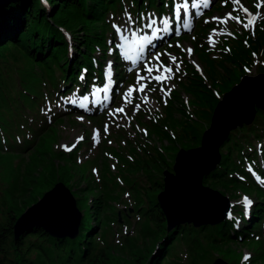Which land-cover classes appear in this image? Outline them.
<instances>
[{
	"label": "trees",
	"instance_id": "16d2710c",
	"mask_svg": "<svg viewBox=\"0 0 264 264\" xmlns=\"http://www.w3.org/2000/svg\"><path fill=\"white\" fill-rule=\"evenodd\" d=\"M45 1L49 9L42 0H13L0 4V161L13 176L11 179L4 174L8 188L0 196V264H116L118 258L123 256L128 257L130 264H209L215 255L237 263L240 258L237 249L245 244L254 251L251 263H263L264 244L255 241L249 231L258 226V220L263 215L264 197L261 190L252 184L243 164L250 157H255L254 151L250 155V149L260 145L264 151V112L257 114L252 125L242 126L230 133L228 141L223 145L220 164L203 178L205 185L222 189L232 197L239 196V189L246 193L253 191L258 202L249 223L242 225L239 230L231 221L225 220L218 225L198 228L191 224L176 225L167 231L166 220L156 203L155 195L162 188L161 171L170 167L177 149L193 147L199 143L204 127L196 121H188L174 137L166 133L159 136L160 148L157 145L130 143L127 152L131 159L121 156L125 168L149 176V185H140L133 180L129 183L133 191L131 194L136 198L134 207L142 216L137 231L142 243L139 244L136 238L129 236L124 237L122 245L115 244L114 247L108 243L107 235L103 234L106 233V227L112 230V224L117 222L115 203H119L120 194L105 182L102 188L94 184L92 178L71 157L67 158L58 152V155H54L60 160L63 158L62 163L51 158L46 137L50 138L52 127L46 122L38 125L36 116L39 101L33 93L38 89L26 86L24 70L15 71L23 76L16 74L14 82L8 75H4L3 67H9L12 72L13 68L7 64V55H10L13 62L21 57L19 61L33 62L38 70L51 71L48 82L53 87L52 92L59 90L62 80L75 82L81 65L91 67L93 45L104 44L108 11L117 10L122 0ZM124 1H131L135 8L142 9L149 0ZM62 28L70 31L73 40L74 52L69 67L67 41ZM201 55L202 60L208 63L211 81L217 84L214 80L219 78L225 88L241 73V64L251 58L250 49L245 48L224 57V60L236 65L237 68L232 71L227 62L217 66L206 55ZM185 90L202 106L200 116L209 118L208 107L211 109L215 102L212 90H208L199 78L190 81ZM24 109L32 110L31 115L28 116ZM173 112L169 109V120L172 124H178ZM6 125L9 129L4 130ZM13 129L16 132L34 129L40 133L37 139L27 138L22 147L12 138L15 134ZM41 134L46 137H40ZM8 138H11V145L15 147L12 152L3 150L4 145H9L6 141ZM32 147L27 158L22 160V165L14 171L5 157H14V151H26ZM25 162L27 164L23 167ZM58 181L72 190L77 208L82 214L78 236L72 240L68 237L57 238L50 236L41 227H31L15 239L13 226L23 211H15L19 204L14 202L25 200L34 188H38V199ZM88 198L91 200L87 203ZM98 235L102 236L103 245L98 241Z\"/></svg>",
	"mask_w": 264,
	"mask_h": 264
},
{
	"label": "rangeland",
	"instance_id": "374dc122",
	"mask_svg": "<svg viewBox=\"0 0 264 264\" xmlns=\"http://www.w3.org/2000/svg\"><path fill=\"white\" fill-rule=\"evenodd\" d=\"M258 5H259V11L261 13H264V2L263 0H257ZM174 2V1H173ZM1 5H4V3H0ZM49 6V4H47ZM234 10V6L231 7ZM212 9V8H211ZM210 9V10H211ZM229 9H223L219 11L218 13L213 12V16L217 19H219L221 22L225 24L226 27H229L227 22V13ZM204 13H201L198 17H195V19L202 18L204 16ZM155 18V17H154ZM246 22L251 18L249 15H245ZM110 19V16H109ZM148 22H145L142 24V26L145 27V25ZM254 21L252 24L246 28L250 29L252 28ZM134 24V20L132 16L128 13V11H125L124 14L119 15V18H113L112 19V26H118L122 30L119 32H123V37H130L131 38V27ZM244 24V25H245ZM200 27V24L198 25V28ZM135 31V30H134ZM189 34L192 33V31L188 32ZM218 33L217 30H211L209 34L205 37L208 40H214L216 39ZM174 36H171L167 39H165L159 46L155 48L154 53H152L149 57L150 59L146 61H141L140 64L132 66V69L128 72L129 76L130 74L134 71V75L132 76V79L128 80L126 79L125 83L120 86L119 88V94L117 97L116 102L114 101L112 103L113 106H111L108 110H105L106 113L102 115V112L99 110L98 112H93L91 110V107H87L86 110H79V112L72 113L74 116H77V119L83 123H76L75 121L69 120V110H65L66 105V100L70 101L72 100L71 98L75 95L78 94L79 89H76L75 91L71 92L67 98H59L62 102H64V106H60L62 109V112L65 114L62 117L63 120V128L60 129L58 123H56L53 127L50 134V138L47 137V146L51 150L53 146H59L60 141L62 145H68L70 142H72L69 146L68 149H74L76 141H81L79 142L78 145V152L77 155L79 157L80 153L82 150L87 148V145L91 142L86 140L85 138L88 137V134H91V136L94 139V143H100L101 138L104 140L106 139V136H110V133H116L119 131L121 128H124L129 134L134 135L135 133H142L144 134V128L140 126V124L135 123L134 116H137L138 110H141L142 113H144L148 117V113L153 112L154 109L160 111L162 109V105L160 103V100H154L155 96L158 95H166L168 92V86L173 84V79L174 75L177 72L176 65H179V69L181 68L182 62L181 58L177 55L174 54L173 52L167 53L162 57V55L159 56V59H155L156 54L159 53V48L162 47L164 44L168 43ZM124 42L126 39L123 40ZM178 40H175V42ZM110 47V43H108ZM128 44H130V41H128ZM182 45V50L184 52V55L188 58V60L193 63L199 64L200 65V71H202V65H201V60L200 57L197 58L196 54L194 53L192 42L189 40V38L186 37V39L181 40ZM80 46V45H78ZM76 47V46H75ZM115 49L109 48V54L112 53V51ZM18 54V53H16ZM154 55V56H153ZM175 58V59H173ZM22 58L20 57L17 62H13L11 59L10 55H7V60L9 66L12 69V72L8 68L3 67L4 69V74L8 75L14 82H16L15 75L19 74L23 76L21 73H15L16 70H24L25 76L24 79L26 80V86L29 89H39L43 90L44 93H41V97L39 98L40 101L43 100V97L49 94V82H48V77L51 75V71L42 69L38 70L37 66L33 62H28V61H19ZM107 60H111L110 57H107ZM121 61V59H120ZM147 62V66L152 68V73L149 74L146 70V67L143 68L144 65H141L142 63ZM122 63V62H121ZM142 66L138 68L139 66ZM171 68V72H169L167 69ZM141 77H145V79H141ZM156 77H160L159 80L155 79ZM129 78V77H128ZM45 79V80H43ZM148 82H151L153 84V88L148 87ZM155 95V96H154ZM139 105V107H137ZM58 107V106H57ZM50 106L48 102L44 103L43 110L44 112L51 113ZM117 109H123V111H117ZM86 116H92V117H100L99 118V123L94 119L92 120H86ZM144 117V118H147ZM203 127H205V124H202ZM9 129V127L6 125L4 127V130ZM85 139V140H84ZM113 140L108 139L107 143H112ZM11 150V149H10ZM12 152V151H11ZM55 153L53 151H50V156L54 160H60L58 157H55ZM26 157V155H23ZM7 163L11 164L12 168L14 171L19 168V165H22L21 161L19 160L18 162H15L17 160V157H10L6 156ZM111 158L115 159L118 161L117 157L111 156ZM81 159H84L86 163H91L92 160L90 158H86L84 156L81 157ZM63 161V158L61 159ZM59 161V162H61ZM215 161V160H214ZM213 161V162H214ZM27 162L23 165L25 167ZM15 168H14V166ZM17 167V168H16ZM22 167V168H23ZM76 169L75 167H73ZM82 169L87 170L88 167H83ZM4 174H6L9 178L13 179V176L11 175L10 170H8L7 166L2 164L0 162V196H3L5 193V190L8 188L7 181L4 179ZM30 190L27 189V192ZM2 192H4L2 194ZM38 188L31 189L28 195H31V197L26 196V199H19L14 202L19 204V207H17V210L19 209L24 212V210L27 208V206L31 205V203L37 201V196H38ZM34 196V197H33ZM40 197V196H39ZM38 197V198H39ZM126 199V195L123 197ZM34 200V201H33ZM48 200V199H47ZM48 203V202H47ZM88 203V202H87ZM28 206V207H29ZM22 212V213H23ZM21 213V214H22ZM20 214V215H21ZM131 214V213H130ZM19 215V216H20ZM114 226V231L117 229L116 225ZM108 230L112 231L110 228L105 229L106 235L108 237ZM135 230V229H134ZM117 234L114 233L112 238H108V242H110L112 245L113 243H117V241L120 240L122 242L121 235L124 234L123 230H118L117 229ZM136 233L132 231H128L127 235L128 236H134ZM136 240H138V243L140 244V236L139 234L134 236ZM100 244L103 245L104 243L99 240ZM243 258L245 259V256L249 258L251 256V253L249 250L243 245L241 246ZM121 255V254H119ZM247 260V259H245ZM116 264H130V260L128 257L123 256V258H118V261L115 262ZM261 264V263H260Z\"/></svg>",
	"mask_w": 264,
	"mask_h": 264
},
{
	"label": "water",
	"instance_id": "95a60500",
	"mask_svg": "<svg viewBox=\"0 0 264 264\" xmlns=\"http://www.w3.org/2000/svg\"><path fill=\"white\" fill-rule=\"evenodd\" d=\"M9 1L13 0H0V3L6 4ZM255 86H257L255 87L256 94L252 99H249L247 101V110L245 109L244 111H242L241 114H239L234 119H231L230 116L242 103L241 92L240 90H237L239 92H232L233 94H229V97L225 98V100H223L220 104H223V106L219 109V105L215 109L214 115L211 119V124L202 135L201 145L197 148L189 149L186 151L181 150L178 153L176 164L174 165L176 175L164 172V174H166L164 189L157 195V199L158 204L162 208V211L168 221L186 220L193 222L196 226L204 222L213 223V220L218 218L217 220H215L218 221L220 219L219 216H222L221 214L224 213L225 209L228 207L227 197L222 196L217 191L211 190L208 187L202 186L201 179L204 174L212 170L218 163L220 158V155L218 154V146H220L227 138L228 132L231 129L235 128L237 125H240L242 122H250L252 120L253 102H256L258 106H262L264 104V96L262 95L264 93L263 76L261 78L259 77V81ZM224 119L228 120V123H226V125L223 122ZM214 135L220 136L218 138L215 137L212 141ZM202 149H204V152L210 158V160L212 159V161L206 167L201 166L200 164V169L199 171H197L194 162L198 159L200 161L203 157L206 156L204 153H202ZM196 152L197 155L195 156L194 154ZM182 187H187V191H189L191 194H187L189 195L188 197L183 196V200L181 201H185L186 198L194 199V202L191 201L188 204H190L194 208V211H197L198 213H195L194 211L183 213L175 209V193ZM50 192L55 198H50L48 200V205H39L43 201L44 197ZM57 200L62 203L63 211H56L53 215H51L53 211H48L47 208L53 206ZM204 205L207 206V210L201 212V209ZM37 207H39V209ZM80 217L81 213L76 208L75 201L69 190L62 183H57L51 190L47 191L36 203L27 207L25 211L16 219L13 226L14 237L15 239H18L24 231L30 229L31 227H41L52 237H74L76 236L78 231ZM171 226L172 225H169L168 228H170ZM213 264L226 263H224L220 259H216Z\"/></svg>",
	"mask_w": 264,
	"mask_h": 264
},
{
	"label": "bare ground",
	"instance_id": "6f19581e",
	"mask_svg": "<svg viewBox=\"0 0 264 264\" xmlns=\"http://www.w3.org/2000/svg\"><path fill=\"white\" fill-rule=\"evenodd\" d=\"M258 81H259V78H256V79H250V80H248V79H244L243 81H242V83H250L251 85H253L254 87H252V88H250V89H248L247 91H245V92H243V93H241V96H242V103L235 109V112L230 116L231 117V119L233 118H235V117H237L239 114H241V112L242 111H244L245 109H247L248 108V105H247V101L250 99V97L252 96V93H253V89L255 88V85L258 83ZM235 92H238L236 89L233 91V93H235ZM232 93V94H233ZM262 93V92H261ZM263 96H264V93L262 94ZM229 96H227L226 98H228ZM223 106V104L222 105H220V107H219V109L221 108ZM219 109H218V112H219ZM233 112V111H232ZM245 113V112H244ZM243 113V114H244ZM227 116V115H226ZM232 121V120H231ZM224 123H225V125H226V123H228V120L227 119H224V121H223ZM220 135H214L213 136V138H212V141L214 140V138L216 137V138H218ZM205 148V147H204ZM206 149V148H205ZM202 153H204L205 155H206V153L204 152V149H202ZM195 156L197 155V152L194 154ZM193 155V156H194ZM209 155H210V153H209ZM197 159H198V157H197ZM211 161H212V159L210 160V158L206 155L205 157H203L200 161H199V159L197 160V161H195L194 162V165H195V168H196V170L197 171H199V169H200V164H201V166H204V167H206L207 165H209L210 163H211ZM179 165V164H178ZM198 166H199V168H198ZM183 167V166H182ZM183 173H186V172H183ZM50 194V195H49ZM187 194H191L189 191H187V187H185V188H181V189H179L176 193H175V195H176V200H175V209H177L178 211H180V212H183V213H186V212H189V211H194V208L190 205V204H188V203H190L191 201L192 202H194V199H188V198H186L185 199V201H181V200H183V196H186V197H188L189 195H187ZM192 197V196H191ZM50 198H55L54 196H53V194L50 192V193H48L45 197H44V199H43V201L39 204V205H42V204H44V205H48V200L50 199ZM48 199V200H47ZM187 202V203H186ZM177 203V204H176ZM51 205V204H50ZM62 207H63V205H62V203L59 201V200H57L55 203H54V205L53 206H51V207H48L47 208V210L48 211H50V210H52L53 211V213H51V215H53L54 214V212H56V211H63V209H62ZM38 209H39V207H37ZM36 208V209H37ZM207 210V206L206 205H204L203 206V208L201 209V212L202 211H206ZM195 213H198L197 211H194ZM191 213V212H190ZM55 216V215H54Z\"/></svg>",
	"mask_w": 264,
	"mask_h": 264
},
{
	"label": "snow or ice",
	"instance_id": "6c2138e0",
	"mask_svg": "<svg viewBox=\"0 0 264 264\" xmlns=\"http://www.w3.org/2000/svg\"><path fill=\"white\" fill-rule=\"evenodd\" d=\"M205 4H207V0H205ZM193 7H195V4H193ZM177 11H178V10H177ZM245 11H246V9H245ZM214 19H215V18H214ZM254 20H255V16H252L244 26H245V27L250 26ZM153 23H154V21L149 22V23H147V24L145 25V27H147V28H151ZM164 24H165V30H166V29H167V21H164ZM188 26H189V22L185 19V20H184V27H188ZM114 27L116 28V31H117L118 33L122 30V29H121L120 27H118V26H114ZM132 35H133V36L136 35L135 31L132 32ZM121 39L124 40V39H127V37H121ZM142 39H146V37H142ZM120 46H122V45H118V47H120ZM159 56H160V54L157 53L155 59H159ZM173 59H175V58H173ZM145 67H146L147 72H148L149 74H151L152 71H153L152 68H151V67H148L147 65H146ZM176 68H177V70H178V69H179V65H176ZM167 70H168L169 72H171V68H168ZM82 79H83V77H82ZM141 79H145V77H141ZM155 79L159 80L160 77H156ZM94 94H95V93H94ZM106 98H107V97H106ZM87 99H88L87 96H84V97H83V100H87ZM137 107H139V105H137ZM117 111H123V109H117ZM244 201H245V203H246L247 205H250V204H251V201H250L247 197L244 198ZM245 259H248V257L245 256Z\"/></svg>",
	"mask_w": 264,
	"mask_h": 264
}]
</instances>
